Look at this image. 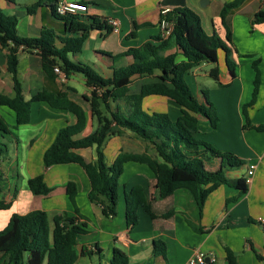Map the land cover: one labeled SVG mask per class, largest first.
Here are the masks:
<instances>
[{
    "label": "crops",
    "instance_id": "1",
    "mask_svg": "<svg viewBox=\"0 0 264 264\" xmlns=\"http://www.w3.org/2000/svg\"><path fill=\"white\" fill-rule=\"evenodd\" d=\"M39 1L0 0V9L19 18L17 30L20 36L36 38L47 28L55 30L58 35H64L65 25L56 19L53 11L55 1L42 0L40 7L30 11V7ZM67 1L87 5L88 11L81 14L84 17L98 16L107 21L112 19L118 21V30L108 31L104 28L90 32L83 51L71 55V60L89 64L108 79L113 76L114 65L110 55L117 56L131 48L141 49L148 43L158 44L161 37L159 24L163 12L167 9L169 12L179 7L195 10L201 17L205 31L209 35L217 34L225 42L226 30L222 25L221 11L225 4L236 0H210L207 3L204 0ZM263 2L264 0H241L238 8L232 12L233 43L226 45L230 50L228 56L235 64V75L227 66V52L224 50H220L218 54L220 69L218 81L210 76V70L213 68L211 64H202L187 73L201 84L202 89H208H199L197 99L203 104L209 100L219 119L217 127L213 128L207 118L197 116L200 120L198 137L220 151L232 153L245 163L240 169H227L226 176L231 180L246 178L250 167L255 166L254 177L246 193L222 185L208 197L201 212L187 189L177 190L169 198L159 199L153 172L146 165L130 162L125 165L120 178L117 216L107 217L100 205L89 200L90 182L80 165H57L46 169L43 164L44 153L53 144L58 132L65 126L76 123L75 115L67 111L54 110L46 103H33L31 122L26 125L32 130L26 131L22 139L20 128H15V114L8 108L0 106V115L12 129V134L4 138L6 153L0 158V184L3 199L7 202L13 201L10 209L0 210L6 211L0 231L6 228L15 213L25 215L35 210H43L48 215L51 230L54 229L55 216L64 214L77 216L66 192L68 183L74 182L78 189L77 208L88 225V235L83 237L77 250L79 253L82 249L93 253L90 256L79 255L76 264L85 262L87 257L95 259L91 264H110L115 253L129 257L131 264H187L196 251L215 258L213 264H227V248L237 256L239 264H264L257 256L260 255L264 259V227L260 223V219H264V132L256 129L264 126V23L252 24L253 17L263 7ZM255 61L258 62L260 85L255 103L248 106L255 89ZM132 63L133 59L126 57L119 65L127 66ZM208 66L212 68L208 70ZM78 76L81 75H73L64 84L60 82L61 76L56 81H49L43 74L41 59L36 54L20 55L19 79L26 100H30L44 88L64 91L71 100L90 112V104L84 99L85 95H90V90L86 87L84 78L81 76L79 79ZM76 78L82 80V83L79 82L81 88L75 85ZM200 78H205L202 83L199 81ZM137 79L145 81L141 84L140 90L145 84L159 81L157 76ZM0 93L14 96V83L7 69L5 52L2 51ZM139 93L140 91L132 92V85L130 86V95ZM150 101L157 106H150ZM120 105L126 110L125 103L122 102ZM169 105L179 108L165 97L151 96L143 101V108L150 113L159 110L166 113L163 109ZM5 110L12 112L13 115ZM96 127V121L91 118L87 128L78 138L88 136ZM126 144L127 141L121 137L107 139L103 149L109 164H112L122 151L149 153L145 152V149L141 152L133 151V148ZM20 147L21 160L18 153ZM79 153L88 163L97 159L95 149ZM216 167L219 168L218 161ZM26 168L27 176L24 175ZM39 175L44 176L52 189L48 196H36L28 189L29 179ZM136 185L144 188L159 218L153 220L140 210L139 224L132 228L126 220L125 192ZM120 197L123 199L121 202ZM172 210L175 214L170 218H164V215ZM189 222L203 231L195 230ZM155 241L165 243V257L155 256ZM1 259L2 253L0 262Z\"/></svg>",
    "mask_w": 264,
    "mask_h": 264
},
{
    "label": "trees",
    "instance_id": "2",
    "mask_svg": "<svg viewBox=\"0 0 264 264\" xmlns=\"http://www.w3.org/2000/svg\"><path fill=\"white\" fill-rule=\"evenodd\" d=\"M56 4L53 11L56 19L65 25L64 35H58L51 28L43 29L39 37L18 35L19 18L9 15L0 9V51L5 52L7 69L14 83V96L0 93V106L11 110L16 117L15 128L31 122L33 103H46L54 110L67 111L75 115L73 125L62 128L43 156L46 169L67 164H78L86 172L90 182L89 200L103 209L107 217H116L118 213L120 178L125 165L130 162L146 165L156 177V189L159 199L172 196L177 190L187 189L202 212L208 197L220 186L227 185L247 192L246 178L231 180L226 176L227 169H240L244 162L232 153L223 152L198 137L200 132L199 117L209 120L213 128L217 127L218 117L209 100L201 103L191 92L185 82V75L201 66L211 64L210 76L219 80V51L227 52V66L235 75V64L230 59L226 43H233L231 15L241 0L224 5L221 11L222 25L226 30L225 42L217 34L209 35L202 24L200 15L188 7H179L162 15L173 25V31L167 39H158V44L148 43L143 48H131L113 56V76L104 78L92 66L84 62L71 60V55L80 54L90 32L107 29L113 26L109 21L98 16L75 15L60 16ZM42 0L30 7V11L42 5ZM87 6V5H86ZM160 21V22H161ZM264 23L263 7L255 14L253 25ZM174 50V52H171ZM36 54L41 59L44 76L49 81H56L60 75L59 68L69 80L73 75H81L90 96H84L90 104L87 112L80 104L71 100L63 91H51L44 88L30 100H26L19 79L20 55ZM131 57L133 63L127 66L119 62ZM252 106L258 95L260 73L258 62ZM157 76L159 81L142 86L138 95H130V86L137 78ZM165 97L180 108V116L174 121L167 113L148 112L143 108L144 99ZM125 103L126 111L120 107ZM113 104L114 107L113 108ZM97 123L96 129L86 137L78 138L87 128L88 121ZM264 132V126L257 127ZM129 132L137 139L150 144L153 154L122 151L112 164L107 162L104 145L112 135L123 136ZM12 134L7 121L0 115V158L6 153L4 138ZM95 149L97 159L86 162L79 153ZM219 162V168L216 162ZM29 191L36 196H48L51 187L43 175L29 179ZM67 197L75 208L77 216L68 214L54 217V229L51 230L48 215L43 210H35L25 215L13 214L8 225L0 231V264H76L79 255L90 256L93 253L84 249L79 253L83 237L88 235L87 220L77 208V185L69 182L66 186ZM13 201L7 202L2 196L0 184V210H8ZM142 210L151 219H158L151 201L148 200L141 185L134 186L125 192V212L127 224L135 228L139 224V211ZM175 214L172 210L164 218ZM80 219H84L81 222ZM197 231L202 229L195 228ZM155 256H166V245L162 241L154 243ZM258 259H264L257 255ZM227 264H239L232 250L226 249ZM110 264H131L129 257L115 253ZM210 264V263H208Z\"/></svg>",
    "mask_w": 264,
    "mask_h": 264
},
{
    "label": "rangeland",
    "instance_id": "3",
    "mask_svg": "<svg viewBox=\"0 0 264 264\" xmlns=\"http://www.w3.org/2000/svg\"><path fill=\"white\" fill-rule=\"evenodd\" d=\"M18 35H20V34L18 33ZM211 68H212L211 66H208V70H210ZM80 77L81 76H78L79 79H80ZM184 78H185L186 84L191 89L192 94L197 98L199 96V92H198L199 89H202L201 84H198L196 82V80L190 74H186ZM61 79L62 80H60V82L62 84H64L67 81V80H65L63 78H61ZM204 79L205 78H203V79L200 78L199 79L200 83H202V81H204ZM209 80L214 82V80L211 79V78H209ZM79 82L82 83V80L80 81V80H78L76 78L75 79V85H78V87L81 88V86L79 85ZM144 82L145 81L143 79H136L133 82V84H132V92L138 93L140 91L141 84H143ZM202 90H208V89H202ZM153 105H154V107L157 106L156 103L150 101V106H153ZM162 105H164V104H162ZM120 107H122V106H120ZM113 108H115L114 107V104H113ZM126 109H127V107H126ZM163 110H164V112H166L167 114H169L174 121H176L177 118L180 115L179 108L177 106H174V105H169L168 107H165V109H163ZM5 111L8 112V113H10L11 115L14 114V113L12 114V112H10L8 110H5ZM160 111H162V110H159L158 112H160ZM47 116H49V115H47ZM8 117H9V119L11 118L10 116H8ZM19 128H20V132L22 134V136H21L22 139H23V136L26 135V131H31L32 130V128L30 126H26V125L25 126H21ZM111 137H120V136L112 135ZM130 137H132V138H130ZM134 137L135 136L133 134H130V133H124V135L121 136V138L122 139H125L127 141V143L129 144V145L126 144V146H129V147L133 148V151L141 152L142 150L145 149V152H149V153L151 152V153H153V150H152V148H151V146H150L149 143H147V142H145L143 140L137 139L136 137L134 139ZM18 153H19L20 160H21V155H22V148L21 147L19 148ZM19 163H21V161H19ZM20 166H22V163L20 164ZM23 166H24V164H23ZM26 170H27V168L24 171V173H25L24 175L25 176H27ZM122 200H123L122 197H120V202ZM7 214H9V212H7ZM5 215H6V211L0 212V225H1V221L4 219V216ZM91 261H95V259L94 258H91V257H87L85 259V262H82V263H79V264H91Z\"/></svg>",
    "mask_w": 264,
    "mask_h": 264
},
{
    "label": "built area",
    "instance_id": "4",
    "mask_svg": "<svg viewBox=\"0 0 264 264\" xmlns=\"http://www.w3.org/2000/svg\"><path fill=\"white\" fill-rule=\"evenodd\" d=\"M56 10L57 14L60 16H65V15H75L79 13H86L88 11V7L80 2H71L67 0H58L57 5H56ZM169 10H165L163 13L166 14L168 13ZM110 24L113 26L114 29L118 30L119 23L117 20H110ZM160 29H161V39H167L172 31H173V25L168 22L166 19H163L160 24ZM55 72L58 73L61 78L65 79L64 75L60 71L59 68L55 69ZM254 170L255 166H251L250 170L248 171L246 175V183L247 185L251 184L252 179L254 177ZM260 223L264 227V219H260ZM215 262V258L213 257H207L205 253H202L200 251H196L194 255L190 258L187 264H213Z\"/></svg>",
    "mask_w": 264,
    "mask_h": 264
},
{
    "label": "water",
    "instance_id": "5",
    "mask_svg": "<svg viewBox=\"0 0 264 264\" xmlns=\"http://www.w3.org/2000/svg\"><path fill=\"white\" fill-rule=\"evenodd\" d=\"M209 1H210V0H204V2H206V3L209 2ZM202 6H203V4H202Z\"/></svg>",
    "mask_w": 264,
    "mask_h": 264
}]
</instances>
